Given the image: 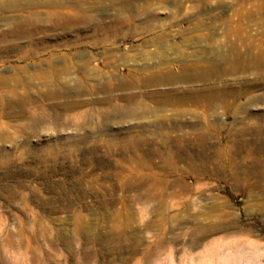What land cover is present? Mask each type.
Wrapping results in <instances>:
<instances>
[{
  "label": "rangeland",
  "instance_id": "rangeland-1",
  "mask_svg": "<svg viewBox=\"0 0 264 264\" xmlns=\"http://www.w3.org/2000/svg\"><path fill=\"white\" fill-rule=\"evenodd\" d=\"M251 187L264 0H0V264H264Z\"/></svg>",
  "mask_w": 264,
  "mask_h": 264
},
{
  "label": "bare ground",
  "instance_id": "bare-ground-1",
  "mask_svg": "<svg viewBox=\"0 0 264 264\" xmlns=\"http://www.w3.org/2000/svg\"><path fill=\"white\" fill-rule=\"evenodd\" d=\"M243 181H245V183H248V180H246L245 178ZM247 190H248V194L250 195V197L260 198L259 195L255 193L256 190L254 187L253 188L251 187L250 189H247ZM261 198H264V197H261ZM258 209H259V213L264 214V201L259 203Z\"/></svg>",
  "mask_w": 264,
  "mask_h": 264
}]
</instances>
